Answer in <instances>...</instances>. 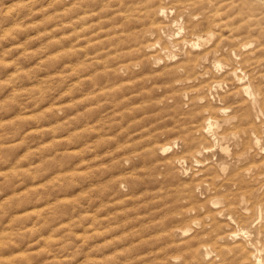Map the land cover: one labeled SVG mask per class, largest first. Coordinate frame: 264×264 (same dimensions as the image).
I'll return each instance as SVG.
<instances>
[{
    "label": "rangeland",
    "instance_id": "374dc122",
    "mask_svg": "<svg viewBox=\"0 0 264 264\" xmlns=\"http://www.w3.org/2000/svg\"><path fill=\"white\" fill-rule=\"evenodd\" d=\"M239 1L213 0L219 13L190 36L214 33L204 51L251 44L246 66L264 76V10H248L264 0ZM171 8L0 0V264H256L258 252L264 264V117L245 133L234 109L247 103L224 98L237 90L226 56L221 75L176 70L185 53L157 33ZM209 118L215 137L200 128Z\"/></svg>",
    "mask_w": 264,
    "mask_h": 264
},
{
    "label": "bare ground",
    "instance_id": "6f19581e",
    "mask_svg": "<svg viewBox=\"0 0 264 264\" xmlns=\"http://www.w3.org/2000/svg\"><path fill=\"white\" fill-rule=\"evenodd\" d=\"M166 1H172L174 3V6L177 8V10L175 12L174 8H171L170 13L171 14L175 13L176 16H175V19L171 20V22H170L171 25H167L165 27L157 29V33H158L159 37L162 38L160 36V32H161L163 37L168 42V45H171L175 48L177 47L179 49H182V51L185 53L184 54V61L182 62V65L177 63L178 66H177L176 70L178 72L185 74L186 76H192V75L198 76V74H199L198 70L199 69L202 70V68L204 69L206 65H210V68L213 69L215 74L221 75V73H223L221 71H223V69L225 67V66H223V62H222L221 57L226 56L228 58V61L230 62V65H228L226 67L227 70L225 71V75L227 78L236 82L237 90L232 92L231 97L229 95V96H225L224 98H225V100L227 98L239 99L238 97L242 96L240 98L241 102L245 101L247 104H245V103L241 104L243 106H239L238 109H234L237 111V113H234L235 115L239 114L240 112L242 113V114H240L241 116H239L240 118L238 116L237 117H229L228 116L229 114L227 112L228 108L219 109V113L221 115L226 116L225 123H229L231 120L238 119V118L241 119V122L248 119V122L250 124H252V126L245 133L247 135L248 134L256 135L257 133L259 134V129H258V126L255 124V120L256 121L261 120V118L264 117V86H263L264 85V82H263L264 76L256 74L257 68L250 69L251 65L249 67L246 66V64L248 63V60H246L243 57V55H242L243 51L242 50L246 49L251 44H246V45L242 44L243 48H242L241 52L238 54L235 50H229L228 48H226V44H224V42H221V40H218V42L213 47H211L207 51H204V49H203L204 44L203 43L208 44L209 42H211L214 39V33L211 32V33L207 34L206 37L200 36L197 34H193V36H190L192 34L190 33L189 30L193 28V31H194V29H196L197 27H200V25H202V23H198V25L196 23H194L195 20H199L200 18L205 19V20H209L205 17L206 15H215V14L219 13L218 6L213 3V0H166ZM245 2H246V0H245ZM241 3H243L245 5L244 2H241ZM236 4H238V0H234L233 5H231V7L235 6ZM247 5H248V3H247ZM260 6H262V5L260 4ZM228 7H229V5L226 8H228ZM248 10H250L251 12L256 11V10L262 11V10H264V7L262 9H260V8H256V6L254 7V5H250L248 7ZM156 13L158 15H160L161 17H163L166 15L167 10L165 8H159L156 11ZM261 15H263V17H260ZM208 18H210V17H208ZM256 18H260V19L263 18L262 23L261 22L259 23L260 20H258V26H260L262 33H264V26H263L264 25V12L262 14L257 15ZM152 23H154V22H152ZM190 24H191V26H190ZM169 56H171V55H169ZM175 58H176V56H174V59ZM207 74H209V73L206 72L205 75H207ZM213 85L214 86L212 88L216 93L222 87L220 82H214ZM226 93H228V92H226ZM236 103L237 102H235V104ZM253 109L258 111L256 117L252 116L251 110H253ZM262 122L264 123V121H262ZM217 125L218 124L215 123L212 120V118H209L206 120V123L200 128H202L203 134L206 137H215V135H216L215 131L217 129ZM255 141H256L255 145L258 146L260 143L259 138L255 137ZM170 149H171V146L170 147L165 146L164 148H162V152L165 153V152L169 151ZM222 150L224 152H228L229 149L228 148H222ZM262 151H264V150H262ZM199 153H202V152L200 151ZM263 154H264V152H263ZM254 162H255V160H254ZM233 184H235V186H237L236 183H233ZM241 187L239 186L238 189L240 191H245L244 187H242L243 189ZM239 196H240V199L242 201H246V199H248V198L249 199H255V197H256L255 194H253L252 192H249V191L241 192ZM227 200L230 203H232V199H230L229 197ZM259 208H260V210L263 209L262 206ZM258 219H260V218H257L255 220V222ZM229 220L232 223L236 224V221L232 217ZM186 232H188V231H186ZM239 233H241L242 236L248 235V232H246L245 229H241L239 231ZM230 237L235 241L239 237V234H233ZM217 244H219L218 241H216V243L214 244V247L217 248L215 251L220 256L223 253L234 251L233 248H230V247L225 248L222 244H221V246H217ZM212 252H213V250L211 251L208 247H205L206 256L209 257L210 254L212 255ZM261 253H260V255H262ZM253 258H254V262L256 264H262V260L259 256V252H258V255L257 256L254 255Z\"/></svg>",
    "mask_w": 264,
    "mask_h": 264
}]
</instances>
